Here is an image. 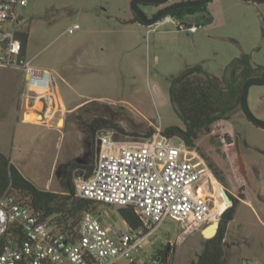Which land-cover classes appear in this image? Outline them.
I'll return each mask as SVG.
<instances>
[{
	"label": "rangeland",
	"instance_id": "1",
	"mask_svg": "<svg viewBox=\"0 0 264 264\" xmlns=\"http://www.w3.org/2000/svg\"><path fill=\"white\" fill-rule=\"evenodd\" d=\"M185 1L197 0L142 8L150 18L158 9ZM132 2L33 0L22 10L23 29L30 33L27 60L52 72L59 94L57 103L45 105V123L25 122V115L34 111L24 113L20 103L22 73L0 67V152L37 188L53 177L52 187L61 193L69 178L76 185L86 177L95 165L99 136L110 133L118 140L142 142L170 126L185 128L169 89L188 69L201 66L222 81L226 68L243 55L264 67V3L213 0L207 10L183 21L198 26L190 33L172 24L151 32L150 27L128 24L135 17ZM76 24L80 29L68 33ZM248 103L264 120V86L250 88ZM82 124L100 126L92 144ZM195 150L212 175L208 194L213 212L218 202L219 210L195 231L166 222L148 239L138 264H154L158 253L168 248V255L161 256L163 264H195L207 240L203 230L220 222L232 205L224 192L245 197L241 202L247 194L250 201L227 228L224 264H264V129L239 108L230 120L200 131ZM210 164L221 172L226 187ZM11 193L28 202L19 192ZM119 209L97 204L90 212L105 226L126 230Z\"/></svg>",
	"mask_w": 264,
	"mask_h": 264
},
{
	"label": "built area",
	"instance_id": "2",
	"mask_svg": "<svg viewBox=\"0 0 264 264\" xmlns=\"http://www.w3.org/2000/svg\"><path fill=\"white\" fill-rule=\"evenodd\" d=\"M32 1L0 0V67L21 71L19 99L24 113L34 111L40 123H45V105L57 103L59 93L52 72L33 66L23 52L22 10ZM169 24L178 31L195 33L198 29L171 16L147 27L151 32ZM78 29L76 24L68 33ZM97 142L92 175L78 179L77 196L102 205L130 207L141 226L126 230L107 227L87 212L79 223L62 231L51 218L44 219L43 212L7 190L0 195V237L14 228L23 238L0 245V264H138L148 239L166 222L195 231L213 217V199L208 194L212 175L197 151L180 137L159 132L138 142L118 140L109 133L99 136Z\"/></svg>",
	"mask_w": 264,
	"mask_h": 264
},
{
	"label": "trees",
	"instance_id": "3",
	"mask_svg": "<svg viewBox=\"0 0 264 264\" xmlns=\"http://www.w3.org/2000/svg\"><path fill=\"white\" fill-rule=\"evenodd\" d=\"M208 4L178 8L166 16L173 17L176 22H183L187 16L207 10ZM135 22L139 23L137 16L129 23ZM20 38L25 53L29 42V31L21 32ZM187 72L191 74L183 80L181 78L184 74L175 78L169 89L171 104L185 128L170 126L163 131V135L180 137L188 147L195 149L200 131L216 122L230 120L231 116L241 108L240 100L244 83L252 77L264 76V67L253 63L250 55H243L236 58L226 68L222 81L206 73L201 66L192 67ZM82 126L85 128L89 144H92L100 126L87 127L83 124ZM148 136H152V132ZM210 166L215 176L226 187L221 172L212 164ZM93 169L94 167H90L84 178L90 177ZM67 185L66 191L62 193L41 190L23 176L11 159L0 152V195L7 190L19 192L28 199L27 205L36 211L43 212V218H51L52 224L62 231L71 224L79 223L85 213L92 211L93 207L99 204L78 197L76 185L71 178L68 179ZM228 195L232 205L223 213L221 212L218 233L215 237L206 240L203 251L195 264H224V241L227 228L234 220L241 200L245 198L235 197L230 193ZM118 212L131 229H138L141 226V220L132 208H120ZM22 238L19 230L11 228L7 234L0 237V245L9 240L21 242ZM162 260L157 257L154 264H163Z\"/></svg>",
	"mask_w": 264,
	"mask_h": 264
},
{
	"label": "water",
	"instance_id": "4",
	"mask_svg": "<svg viewBox=\"0 0 264 264\" xmlns=\"http://www.w3.org/2000/svg\"><path fill=\"white\" fill-rule=\"evenodd\" d=\"M171 0H133L132 2V11L139 19V23L143 26H152L157 21L162 19L164 16H166L169 12L172 10L178 9V8H187V7H199L205 4L210 3L213 0H197V1H185L173 4L169 7L164 8L160 12H158L154 17L148 18L144 11H142L139 7V4H154V5H165L169 3ZM246 1H252L254 3H264V0H246ZM190 73H187L183 75L181 80H183L187 75ZM253 86H264V76L262 77H253L247 80L243 85L242 90V96H241V110L245 117L256 127H259L261 129H264V120L259 119L254 115V113L251 111L248 103V95L250 88ZM64 119H61L59 121V125H63ZM225 197L229 198L228 192H224ZM230 199V198H229ZM231 201V200H230ZM232 202V201H231ZM220 222L215 221L211 225H209L207 228L203 230L204 237L208 240L218 233Z\"/></svg>",
	"mask_w": 264,
	"mask_h": 264
},
{
	"label": "crops",
	"instance_id": "5",
	"mask_svg": "<svg viewBox=\"0 0 264 264\" xmlns=\"http://www.w3.org/2000/svg\"><path fill=\"white\" fill-rule=\"evenodd\" d=\"M128 24H130V25H132V26H140L141 24L140 23H138V22H135V23H128ZM141 26H143V25H141ZM29 39H30V33H29ZM29 43V42H28ZM29 45V44H28ZM27 52H28V50L26 49V54H27ZM24 121V120H23ZM25 122H27L26 120H25ZM39 123H40V121H39ZM16 166V165H15ZM17 167V166H16ZM18 168V167H17ZM20 171V170H19ZM53 177H50V179L48 180V182H47V184L45 185V187L44 188H40L41 190H45V191H50V192H57V193H59L60 191L59 190H56V189H53V187H52V179ZM62 193V192H61ZM262 203V202H261ZM260 203V207H261V210L264 212V206L262 205ZM246 204H250V201L248 200V197H247V194H246V200L245 201H243V202H241V204H240V206H239V208L238 209H240V207L241 206H243V205H246ZM238 211V210H237ZM258 214V213H257ZM258 216H259V214H258ZM259 218V217H258ZM260 218H261V215H260ZM262 219V218H261ZM236 220V216H235V218H234V220L233 221H235ZM177 224V223H176ZM125 226H126V229H128L129 228V226L128 225H126L125 224Z\"/></svg>",
	"mask_w": 264,
	"mask_h": 264
},
{
	"label": "bare ground",
	"instance_id": "6",
	"mask_svg": "<svg viewBox=\"0 0 264 264\" xmlns=\"http://www.w3.org/2000/svg\"><path fill=\"white\" fill-rule=\"evenodd\" d=\"M40 116H38L36 113L34 112H29L25 115V120L27 122H30V123H38L39 120H40ZM218 204L217 205V208H215L214 212H213V216L218 212L219 210V207H220V202L216 203Z\"/></svg>",
	"mask_w": 264,
	"mask_h": 264
},
{
	"label": "flooded vegetation",
	"instance_id": "7",
	"mask_svg": "<svg viewBox=\"0 0 264 264\" xmlns=\"http://www.w3.org/2000/svg\"><path fill=\"white\" fill-rule=\"evenodd\" d=\"M142 6H154V7H159L161 5H154V4H139V7L142 11H144V9L142 8ZM171 6V5H170ZM169 7V6H168ZM166 8V7H165ZM161 10L163 9H158L156 10L155 12H153L151 15H150V18L154 17L158 12H160ZM145 14H146V11H144ZM136 16V15H135ZM253 78V77H252ZM162 254H164L165 256L168 255V251H162V252H159L158 253V257L161 258Z\"/></svg>",
	"mask_w": 264,
	"mask_h": 264
}]
</instances>
